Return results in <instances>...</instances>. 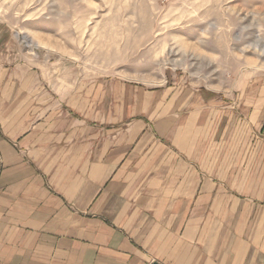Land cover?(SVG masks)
I'll return each mask as SVG.
<instances>
[{"label": "crops", "instance_id": "1", "mask_svg": "<svg viewBox=\"0 0 264 264\" xmlns=\"http://www.w3.org/2000/svg\"><path fill=\"white\" fill-rule=\"evenodd\" d=\"M264 264V76L232 95L0 68V264Z\"/></svg>", "mask_w": 264, "mask_h": 264}, {"label": "rangeland", "instance_id": "2", "mask_svg": "<svg viewBox=\"0 0 264 264\" xmlns=\"http://www.w3.org/2000/svg\"><path fill=\"white\" fill-rule=\"evenodd\" d=\"M0 68L62 99L108 79L232 95L264 76V0H0Z\"/></svg>", "mask_w": 264, "mask_h": 264}, {"label": "water", "instance_id": "3", "mask_svg": "<svg viewBox=\"0 0 264 264\" xmlns=\"http://www.w3.org/2000/svg\"><path fill=\"white\" fill-rule=\"evenodd\" d=\"M156 264V263H155Z\"/></svg>", "mask_w": 264, "mask_h": 264}]
</instances>
